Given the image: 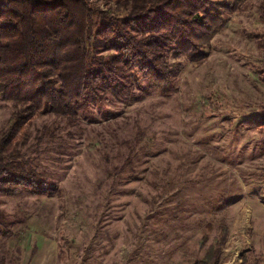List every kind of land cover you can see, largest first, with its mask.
Listing matches in <instances>:
<instances>
[{"label": "rangeland", "instance_id": "rangeland-1", "mask_svg": "<svg viewBox=\"0 0 264 264\" xmlns=\"http://www.w3.org/2000/svg\"><path fill=\"white\" fill-rule=\"evenodd\" d=\"M233 1V0H232ZM239 9L172 84L137 77L75 117L35 114L14 157L54 185L0 195L5 264H264V0ZM124 13L115 0H92ZM13 106L0 97V133Z\"/></svg>", "mask_w": 264, "mask_h": 264}, {"label": "trees", "instance_id": "trees-1", "mask_svg": "<svg viewBox=\"0 0 264 264\" xmlns=\"http://www.w3.org/2000/svg\"><path fill=\"white\" fill-rule=\"evenodd\" d=\"M115 1L122 15L92 0H0V97L13 106L0 133V195L54 189L14 157L16 134L35 114L75 117L138 76L169 86L180 69L170 58L202 60L225 17L239 9L234 0ZM242 122L261 125L264 114ZM14 223L0 208V234L12 237ZM226 232L222 221L211 253L192 264H218Z\"/></svg>", "mask_w": 264, "mask_h": 264}]
</instances>
